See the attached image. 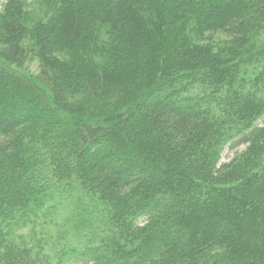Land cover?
Segmentation results:
<instances>
[{"label":"trees","instance_id":"16d2710c","mask_svg":"<svg viewBox=\"0 0 264 264\" xmlns=\"http://www.w3.org/2000/svg\"><path fill=\"white\" fill-rule=\"evenodd\" d=\"M263 34L264 0H5L0 264H264ZM72 187L102 228L54 240Z\"/></svg>","mask_w":264,"mask_h":264},{"label":"rangeland","instance_id":"374dc122","mask_svg":"<svg viewBox=\"0 0 264 264\" xmlns=\"http://www.w3.org/2000/svg\"><path fill=\"white\" fill-rule=\"evenodd\" d=\"M4 3L5 0H0V11ZM254 46L255 48L252 50L251 58L259 65L253 68L249 66L243 68V74L245 73V78L249 84L255 80L254 78L258 76L261 70H264V34L255 41ZM27 67L33 73L37 74L39 71L38 62L35 58L28 61ZM244 149V146L236 149H226L221 156L220 164L230 162L237 153H240ZM68 198L71 200V206L57 217L52 227L49 226V228H52L51 233L54 235L52 238L54 240H62L63 238L69 237L76 240L81 238L80 232L85 228H87L86 231L92 234H98L97 229L102 228L99 222L106 216V211L93 198L85 195L80 187L75 189L72 187L69 190ZM33 229L34 231L30 233L27 231L29 229L25 231L29 233L27 234L30 240L36 232L35 227ZM94 237L96 235L92 237V240L96 241L97 238L94 239Z\"/></svg>","mask_w":264,"mask_h":264}]
</instances>
